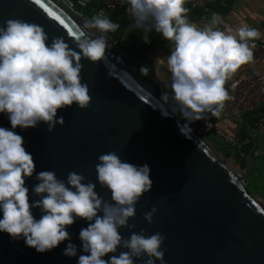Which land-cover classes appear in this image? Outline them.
<instances>
[{"label": "clouds", "instance_id": "clouds-1", "mask_svg": "<svg viewBox=\"0 0 264 264\" xmlns=\"http://www.w3.org/2000/svg\"><path fill=\"white\" fill-rule=\"evenodd\" d=\"M127 3L132 27L144 33L145 43H150L148 34L154 30L172 44L167 57L171 83L165 86L170 92H163L160 100L163 114L169 115V108L171 114L179 113L188 122L180 129L186 137L192 131L190 123L204 120L211 127L207 115L219 117L232 99L225 85L243 65L253 62L261 32L248 26L222 29L225 21L217 13L199 26L189 20L186 0ZM119 27L103 13L93 16L75 36L78 53L62 36L52 37L48 44V34L35 23L16 18L0 25V113L7 114L11 128L26 130L43 122L52 132L65 123L63 116L58 118V110L73 104L79 109L90 107L81 60L102 61L112 46L108 35ZM140 72L147 76L149 69L142 66ZM13 130L0 127V232L45 253L71 241L67 229L83 219L89 222L79 232L86 254L79 255L77 264H135L145 256L144 264H164V235H147L144 229L136 233L135 225L129 224L135 205L153 187L147 164L124 162L115 151L98 156L97 180L111 193V201L96 192L95 183H85L82 174L70 172L65 182L54 171H40L32 188L39 199L31 201L26 179L33 177L36 165L23 146L24 138ZM34 208L42 213L39 219L33 215ZM156 212L153 207L144 219L154 223ZM123 227L131 232L130 238L120 234ZM119 248L127 251L117 256ZM77 251L69 242L63 255L76 257ZM108 254L112 255L104 259Z\"/></svg>", "mask_w": 264, "mask_h": 264}, {"label": "water", "instance_id": "water-1", "mask_svg": "<svg viewBox=\"0 0 264 264\" xmlns=\"http://www.w3.org/2000/svg\"><path fill=\"white\" fill-rule=\"evenodd\" d=\"M16 18L43 27L50 38L48 44L52 37L62 36L79 53L75 36L87 20L67 14L53 0L40 4L36 0H0V25ZM108 39L112 46L102 61L81 60L82 83L88 85L92 98L90 107L79 109L73 104L58 110V118L65 120L63 126L57 124L49 132L41 122L37 127L13 130L7 114L0 113V127L21 135L23 146L34 158L35 173L26 179L30 200L39 199L32 193L38 183L36 173L48 170L65 182L70 172L82 174L85 183H95L96 192L111 201V193L99 185L95 165L99 155L115 151L124 162L150 168L153 187L135 205L136 214L129 224L135 225L132 231L136 233L144 229L147 235H164V264H264V205L243 188L252 172L251 153L256 144L248 123L244 122V131L250 147L242 156V171L237 173L194 133L191 124L190 137L181 133L188 122L171 114L170 108L169 115L163 114L155 87L126 69L124 60L131 55L118 48L111 33ZM153 207L157 212L154 223L149 224L144 214ZM32 212L36 219L42 214L36 208ZM88 223L77 219L67 229L71 241L45 253L0 232V264H77L79 255L86 254L79 232ZM119 231L130 238L128 228ZM69 242L77 246L76 257L63 255ZM121 251L127 249L119 248L115 255ZM146 259H137L135 264H144Z\"/></svg>", "mask_w": 264, "mask_h": 264}, {"label": "built area", "instance_id": "built-area-1", "mask_svg": "<svg viewBox=\"0 0 264 264\" xmlns=\"http://www.w3.org/2000/svg\"><path fill=\"white\" fill-rule=\"evenodd\" d=\"M60 6L67 14L73 16L76 19H91L93 16L103 13L109 17L110 14L115 13L123 6L127 0H93L95 9L91 16H86L84 11L92 0H53ZM217 0H186L185 7L194 11H206L207 7L214 4ZM129 5L127 6V12L124 16L125 20H130L132 16L128 12ZM254 60L251 63L256 65L264 58V45L256 47L254 50ZM234 85V87H233ZM225 87L229 91L232 99L226 102V107L219 117L214 120L207 118V122L211 125L214 124L217 128L224 126L227 129V133L221 136V132H217L218 135L224 140L228 149L231 150L230 156L234 157L233 149L239 143L240 130L245 121L251 118L249 124L250 130L256 141V137H259V144L256 141L255 147L252 150V158L264 160V74H250L246 78H234L230 80ZM202 124L204 128L207 127V123L204 120L193 122V124ZM225 124L232 127L230 130ZM222 129V128H221ZM237 166L235 170H241L240 160L237 159ZM242 171V170H241Z\"/></svg>", "mask_w": 264, "mask_h": 264}, {"label": "crops", "instance_id": "crops-1", "mask_svg": "<svg viewBox=\"0 0 264 264\" xmlns=\"http://www.w3.org/2000/svg\"><path fill=\"white\" fill-rule=\"evenodd\" d=\"M127 6L128 3L126 1V12ZM188 10L187 15L189 20L199 26H203L213 13H217L225 21L224 25H221L222 29L231 27L235 30L240 26L257 28L261 32V38L255 41L256 47L264 45V0H217L214 4L207 7L206 11H194L189 8ZM87 14L91 16L93 14L92 9ZM133 22V17L130 20H126V26L121 32V34L123 33L130 40V52L136 57L141 56L142 66L148 67L149 73L147 79L149 83L159 91L170 92V88H166L165 86L171 83V73L167 66V57L172 48L171 42L164 40L161 34L153 30L148 34L150 43H145L143 39L144 33L138 29H134L132 27ZM250 74H264V58L256 65H252L251 63L243 65L234 75L233 79L246 78ZM207 118L214 120L216 117L208 114ZM242 127L244 128V124ZM240 136L241 130L239 139Z\"/></svg>", "mask_w": 264, "mask_h": 264}, {"label": "rangeland", "instance_id": "rangeland-1", "mask_svg": "<svg viewBox=\"0 0 264 264\" xmlns=\"http://www.w3.org/2000/svg\"><path fill=\"white\" fill-rule=\"evenodd\" d=\"M87 19H85V20H87ZM115 41H116V45L118 46V48H120L124 52L131 55V57H128L124 60L125 65H126V69L130 73L135 75L139 80H144L149 85H151L147 79V76L142 75L140 72V69H141L142 63H143L140 60L141 56L136 57L134 54H132L130 52V48H129L130 40H129V38H127L122 33L121 35H119L118 40H115ZM162 93H163L162 91L159 92V90H157L156 93H154V95L158 100H161ZM176 115L183 118L179 113H177ZM190 124L194 127V133L196 135L200 136V138L204 142H206V144H208L216 154H219L218 156L225 162V164H227L229 166L231 165L232 168L235 169L238 161H237V159H234V158H232V156H230L231 150L228 149L224 140L217 133V132H221V136L225 135L228 132L227 129L224 126L222 129L217 128L216 126H214V124L211 125V127H206V128H204L202 126V124H199V123L195 124V125L193 123H190ZM225 126H227L230 130L232 129V127L228 124H225ZM256 141L259 144V137H256ZM241 168L242 167L240 166L239 169H241ZM241 170H238V171L236 170V171H237V173H240ZM263 187H264V160L257 158V159H254L252 172L244 180V187L243 188L248 193V195L250 197L254 198L258 203H261L264 205V202H263L264 195L260 194Z\"/></svg>", "mask_w": 264, "mask_h": 264}, {"label": "trees", "instance_id": "trees-1", "mask_svg": "<svg viewBox=\"0 0 264 264\" xmlns=\"http://www.w3.org/2000/svg\"><path fill=\"white\" fill-rule=\"evenodd\" d=\"M95 9L94 3L91 2V4H89L87 6V8L85 9L84 13L86 16L89 17V15L87 13L90 12V10ZM126 14V8L125 6H123L121 9H119L118 11H116L115 13H112L109 15V19L112 20L114 23H118L120 25L119 29L116 32L111 33V36L114 40H118L119 35L121 34L122 30L125 28L126 26V20L124 18ZM160 92V91H159ZM251 122V118L247 119V123L250 124ZM220 128H222L221 126H219ZM250 147V142L245 134L244 128L242 127L241 129V136L239 139V143L236 147H234L233 152H234V157L236 159L240 160V166L242 167V156L245 154V152L247 151V149ZM229 156V155H228ZM241 156V157H240ZM227 157V156H226ZM261 195H264V187L260 193Z\"/></svg>", "mask_w": 264, "mask_h": 264}, {"label": "snow or ice", "instance_id": "snow-or-ice-1", "mask_svg": "<svg viewBox=\"0 0 264 264\" xmlns=\"http://www.w3.org/2000/svg\"><path fill=\"white\" fill-rule=\"evenodd\" d=\"M36 3H37V4H40V3H41V0H36ZM49 15H52V16L54 17V19L59 20V22H60L61 24H64V21H63L62 19H60L59 16L55 15L54 12H49Z\"/></svg>", "mask_w": 264, "mask_h": 264}, {"label": "bare ground", "instance_id": "bare-ground-1", "mask_svg": "<svg viewBox=\"0 0 264 264\" xmlns=\"http://www.w3.org/2000/svg\"><path fill=\"white\" fill-rule=\"evenodd\" d=\"M120 60L122 61V56L120 55ZM178 117V116H177ZM180 118V117H179ZM217 155V154H216ZM218 156V155H217ZM219 157V156H218ZM220 158V157H219ZM221 159V158H220ZM222 160V159H221ZM222 162L225 164V162L222 160ZM227 165V164H226ZM229 166V165H228ZM230 167H232L231 165H230Z\"/></svg>", "mask_w": 264, "mask_h": 264}]
</instances>
